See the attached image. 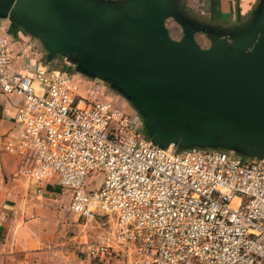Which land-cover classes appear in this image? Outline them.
I'll use <instances>...</instances> for the list:
<instances>
[{
    "label": "built area",
    "instance_id": "1",
    "mask_svg": "<svg viewBox=\"0 0 264 264\" xmlns=\"http://www.w3.org/2000/svg\"><path fill=\"white\" fill-rule=\"evenodd\" d=\"M0 24V92L19 98L0 148L18 176L71 193L103 231L78 246L96 264H264V158L160 147L102 81L49 64Z\"/></svg>",
    "mask_w": 264,
    "mask_h": 264
},
{
    "label": "water",
    "instance_id": "2",
    "mask_svg": "<svg viewBox=\"0 0 264 264\" xmlns=\"http://www.w3.org/2000/svg\"><path fill=\"white\" fill-rule=\"evenodd\" d=\"M0 19L124 96L154 144L264 158V0L228 29L199 21L183 0H0Z\"/></svg>",
    "mask_w": 264,
    "mask_h": 264
},
{
    "label": "crops",
    "instance_id": "3",
    "mask_svg": "<svg viewBox=\"0 0 264 264\" xmlns=\"http://www.w3.org/2000/svg\"><path fill=\"white\" fill-rule=\"evenodd\" d=\"M183 1L199 21L227 29L242 24L261 2ZM9 20L0 19V24L17 38L32 41ZM19 102L0 92V136L15 127ZM19 168L20 160L0 148V264H96L71 241L69 226L80 221L70 210L71 193L58 185L44 186L40 193L34 181L18 176Z\"/></svg>",
    "mask_w": 264,
    "mask_h": 264
},
{
    "label": "rangeland",
    "instance_id": "4",
    "mask_svg": "<svg viewBox=\"0 0 264 264\" xmlns=\"http://www.w3.org/2000/svg\"><path fill=\"white\" fill-rule=\"evenodd\" d=\"M12 22L13 24L17 25L14 21ZM167 26L169 28L170 35L173 39L179 40L183 37V30L181 26L174 19L170 18L167 22ZM196 40H197V43L202 48L210 47L211 42L206 35L202 33H198L196 35ZM32 42L38 45L39 48H41L42 51L44 52V56H43L44 61H46L49 64H53L57 66L64 64L63 59L59 56L54 58L53 60L48 59V54L46 50L44 49V47L41 45V43L37 39L32 37ZM68 70L71 72H78L75 67H70ZM103 86H104V92L106 96L108 97V99L111 101L112 100L115 101L118 105L122 106V108H124L127 113L131 115L132 120H134V124H135L134 129L137 132H139L141 135L145 134L146 137L150 139L151 137L147 133L143 118L131 106L128 100L121 94L114 91L109 84L103 83ZM101 224H102L101 220L92 221L88 224H86V222L83 220H80L77 223L75 222L73 226L72 225L69 226V229H70L69 235L70 237H73V239L71 238L72 239L71 241L77 243V246H79L81 243L87 241V239L92 240L93 238H95L96 235H98L99 233L103 231V229L100 226Z\"/></svg>",
    "mask_w": 264,
    "mask_h": 264
}]
</instances>
